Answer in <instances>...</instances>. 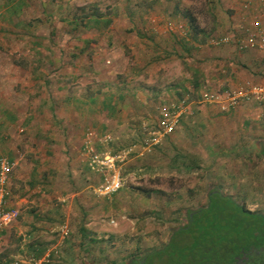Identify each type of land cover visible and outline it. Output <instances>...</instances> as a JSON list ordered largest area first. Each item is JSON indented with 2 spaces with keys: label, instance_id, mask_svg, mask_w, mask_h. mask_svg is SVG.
I'll list each match as a JSON object with an SVG mask.
<instances>
[{
  "label": "rangeland",
  "instance_id": "374dc122",
  "mask_svg": "<svg viewBox=\"0 0 264 264\" xmlns=\"http://www.w3.org/2000/svg\"><path fill=\"white\" fill-rule=\"evenodd\" d=\"M256 22L264 0H0V157L18 211L0 264L53 246L51 264H142L214 191L264 216V100L222 113L201 98L261 82L264 51L219 43ZM182 101L190 114L147 148ZM86 144L131 148L114 195L94 193ZM184 153L201 156L195 173Z\"/></svg>",
  "mask_w": 264,
  "mask_h": 264
},
{
  "label": "trees",
  "instance_id": "16d2710c",
  "mask_svg": "<svg viewBox=\"0 0 264 264\" xmlns=\"http://www.w3.org/2000/svg\"><path fill=\"white\" fill-rule=\"evenodd\" d=\"M262 247L264 216L214 191L206 207L188 215L187 224L174 230L162 249L144 256L142 264H238L244 255L245 264H264Z\"/></svg>",
  "mask_w": 264,
  "mask_h": 264
},
{
  "label": "built area",
  "instance_id": "2783aa9c",
  "mask_svg": "<svg viewBox=\"0 0 264 264\" xmlns=\"http://www.w3.org/2000/svg\"><path fill=\"white\" fill-rule=\"evenodd\" d=\"M244 33L242 37L236 38L224 36L219 39V43L233 42L239 51L252 48L264 51V30L258 24L245 28ZM201 98L204 101L218 103L222 113L232 111L240 104L251 100L263 101L264 74L260 83L246 81L224 93L204 92ZM184 103L182 101L172 106L170 110L161 112L155 128L147 132V139L144 141V145L147 148L159 144L165 136L170 135L177 128L180 118L184 114H190V112L185 111L186 105ZM109 140L108 136L101 138L102 143H107ZM131 152V148L122 149L114 153L110 151L98 152L86 144L87 167L99 178L97 185L93 189L97 196L109 197L123 187L122 167L128 162ZM15 165V162L8 157H0V229L9 226L18 217L17 209L8 203L10 199L9 181ZM61 232L63 235L67 233L65 228H62ZM48 262V255L40 259L18 256L7 264H47Z\"/></svg>",
  "mask_w": 264,
  "mask_h": 264
},
{
  "label": "crops",
  "instance_id": "0c3cea01",
  "mask_svg": "<svg viewBox=\"0 0 264 264\" xmlns=\"http://www.w3.org/2000/svg\"><path fill=\"white\" fill-rule=\"evenodd\" d=\"M257 24H261V22H256ZM255 23V24H256ZM259 26V25H258ZM36 45H34V47H35ZM29 48H31V47H29ZM39 47L38 46H36V49H38ZM39 49H41V48H39ZM29 52V50L27 49V53ZM106 99H104V101L102 102V105H103V107L104 108H108V110L110 109V110H114L115 109V104L113 103H111V105L108 107V105L106 106ZM218 109H217V113H218ZM185 119V118H184ZM219 119H223L222 117H220ZM185 121V120H184ZM0 123H2L1 121H0ZM184 125L185 124V122H183L182 121V123H181V125ZM197 125V123H194L193 124V129H195V127L194 126H196ZM196 133L197 132H195V134H194V136H196ZM216 135H220L219 134V132H217V134ZM187 136H188V138H191L190 136H192V134H190V133H188L187 134ZM196 138V137H195ZM195 140V139H194ZM2 141V140H1ZM183 158L186 160V159H188V161H190V163H187V164H182L183 165V167L180 169V171L182 172V173H187V174H191V173H195V171H196V169L200 166V163L198 162V161H200L201 160V156H198L196 153H191V154H183ZM85 168H86V170H87V172L89 173V174H91L92 176H94L95 178H96V180H97V182L94 184V185H96L97 183H98V181H99V178H98V176H96V175H94L89 169H88V167H87V164H85ZM168 175H171V173H169ZM93 185V186H94ZM95 187V186H94ZM62 228H65L66 229V231H67V233H66V235H63L62 234V232H61V229ZM58 231L59 232H57V233H59V235L61 236V238L62 239H64L67 235H68V227H67V225H61L60 226V228L58 229ZM41 252V256L39 257V258H36V257H34V258H36V259H40V258H43V257H45V256H49V258H50V256L51 255H54V256H58L57 254H58V249L56 248V246H53V248H51L50 250H46V249H42V248H38V249H36V252ZM37 252V253H38ZM33 257V256H32Z\"/></svg>",
  "mask_w": 264,
  "mask_h": 264
},
{
  "label": "flooded vegetation",
  "instance_id": "af4514ba",
  "mask_svg": "<svg viewBox=\"0 0 264 264\" xmlns=\"http://www.w3.org/2000/svg\"><path fill=\"white\" fill-rule=\"evenodd\" d=\"M261 250L264 251V247H262ZM242 258H244L246 260V256L245 255ZM242 258L237 260L238 264H245V263H243V259Z\"/></svg>",
  "mask_w": 264,
  "mask_h": 264
}]
</instances>
